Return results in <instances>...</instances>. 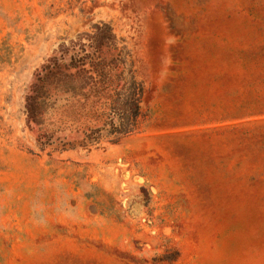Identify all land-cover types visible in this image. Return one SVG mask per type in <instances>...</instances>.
I'll list each match as a JSON object with an SVG mask.
<instances>
[{"label": "rangeland", "instance_id": "rangeland-1", "mask_svg": "<svg viewBox=\"0 0 264 264\" xmlns=\"http://www.w3.org/2000/svg\"><path fill=\"white\" fill-rule=\"evenodd\" d=\"M0 264H264V0H0Z\"/></svg>", "mask_w": 264, "mask_h": 264}, {"label": "trees", "instance_id": "trees-1", "mask_svg": "<svg viewBox=\"0 0 264 264\" xmlns=\"http://www.w3.org/2000/svg\"><path fill=\"white\" fill-rule=\"evenodd\" d=\"M55 71L58 73L57 67H56ZM121 73H122L121 68L120 67H116V74H115V76L120 75ZM131 81L133 83V80H131ZM114 85H115V90H116V88H118V85H119V80L116 81V82H114ZM136 93H137V88H134V94H135V96H136ZM133 107H134V111H133L132 114H133V118H134V121H135V119L137 118V116L139 114V107H138V104L136 103L135 100H134Z\"/></svg>", "mask_w": 264, "mask_h": 264}]
</instances>
